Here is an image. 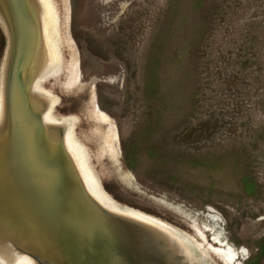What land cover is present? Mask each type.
<instances>
[{
  "label": "rangeland",
  "instance_id": "374dc122",
  "mask_svg": "<svg viewBox=\"0 0 264 264\" xmlns=\"http://www.w3.org/2000/svg\"><path fill=\"white\" fill-rule=\"evenodd\" d=\"M51 4L58 64L38 88L105 198L190 264H264V0ZM8 46L0 21V98Z\"/></svg>",
  "mask_w": 264,
  "mask_h": 264
},
{
  "label": "water",
  "instance_id": "95a60500",
  "mask_svg": "<svg viewBox=\"0 0 264 264\" xmlns=\"http://www.w3.org/2000/svg\"><path fill=\"white\" fill-rule=\"evenodd\" d=\"M39 11L38 0H0L9 38L0 98V262L190 264L186 244L167 226L87 189L66 147V125L51 117L50 100L35 86ZM8 249L22 262L10 261Z\"/></svg>",
  "mask_w": 264,
  "mask_h": 264
},
{
  "label": "bare ground",
  "instance_id": "6f19581e",
  "mask_svg": "<svg viewBox=\"0 0 264 264\" xmlns=\"http://www.w3.org/2000/svg\"><path fill=\"white\" fill-rule=\"evenodd\" d=\"M38 1L40 6L39 21L41 37L40 48H38L35 58L33 60L36 71H38L36 76L37 79L35 81V86L37 88L38 82L50 75L55 70L58 64V46L56 42V33L54 28V23H56V8L54 9L53 5L51 4V0ZM47 114L49 113H45L44 118L47 122H49V115ZM66 147L68 148L69 153L71 154L74 162L76 163L87 189L94 196L98 197L101 200L102 193L98 188L97 182L92 173L90 172L89 168L85 164L84 156L82 155L78 145L75 143V141H73L70 135L67 136ZM8 251L9 252L4 253V255L7 256L10 261H15V263L22 262V256L20 254L11 249H8ZM228 257L230 258V256Z\"/></svg>",
  "mask_w": 264,
  "mask_h": 264
}]
</instances>
